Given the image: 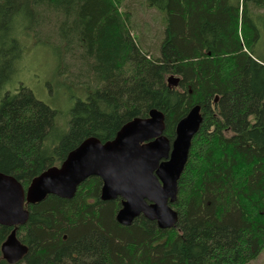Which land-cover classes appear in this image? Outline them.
Listing matches in <instances>:
<instances>
[{
	"label": "trees",
	"instance_id": "16d2710c",
	"mask_svg": "<svg viewBox=\"0 0 264 264\" xmlns=\"http://www.w3.org/2000/svg\"><path fill=\"white\" fill-rule=\"evenodd\" d=\"M152 24L135 20L136 0H0V172L24 190L89 136L102 142L149 110L166 137L200 106L198 131L171 204L175 226L143 215L116 220L121 198L102 200L90 176L70 199L26 204L16 227L27 252L0 264H246L264 248V0H143ZM151 33L154 40L147 41ZM51 46L57 74L86 86L57 133V111L21 85H6L22 58L21 37ZM179 78L169 86L167 78Z\"/></svg>",
	"mask_w": 264,
	"mask_h": 264
},
{
	"label": "water",
	"instance_id": "95a60500",
	"mask_svg": "<svg viewBox=\"0 0 264 264\" xmlns=\"http://www.w3.org/2000/svg\"><path fill=\"white\" fill-rule=\"evenodd\" d=\"M178 81L174 75L167 78L169 86H177ZM201 120L200 106L195 105L177 122L170 141L164 134V114L151 109L147 116L124 123L110 140L85 138L59 166L35 176L26 190L14 176L0 172V224L12 227L2 244L4 257L13 263L27 252L16 237V227L29 218L26 204L38 203L49 194L70 199L90 176L102 179V200L121 198L116 213L120 224L130 225L143 215L159 228L175 226L178 214L171 204L177 199L178 179Z\"/></svg>",
	"mask_w": 264,
	"mask_h": 264
},
{
	"label": "rangeland",
	"instance_id": "374dc122",
	"mask_svg": "<svg viewBox=\"0 0 264 264\" xmlns=\"http://www.w3.org/2000/svg\"><path fill=\"white\" fill-rule=\"evenodd\" d=\"M130 2L131 0H123ZM136 0L135 20L140 23H151L153 9L145 10ZM232 4L236 0H229ZM148 40H154L151 33ZM23 43L22 58L18 62V68L11 81L6 85L10 91H16L21 85L29 88L34 96L49 107L57 111L56 122L59 128L57 133L65 130V119L75 102L87 98L86 86L79 84L70 72L57 74V58L51 46L37 44L29 35L21 37ZM258 53L264 54V32L258 40ZM246 264H264V248L260 254Z\"/></svg>",
	"mask_w": 264,
	"mask_h": 264
}]
</instances>
